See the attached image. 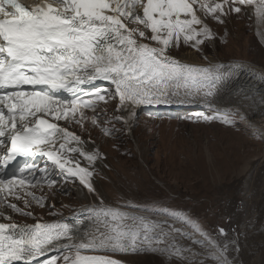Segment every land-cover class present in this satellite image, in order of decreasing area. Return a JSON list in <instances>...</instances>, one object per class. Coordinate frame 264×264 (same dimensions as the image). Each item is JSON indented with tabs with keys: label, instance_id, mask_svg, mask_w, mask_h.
<instances>
[{
	"label": "snow or ice",
	"instance_id": "6c2138e0",
	"mask_svg": "<svg viewBox=\"0 0 264 264\" xmlns=\"http://www.w3.org/2000/svg\"><path fill=\"white\" fill-rule=\"evenodd\" d=\"M248 8L254 10L258 29L264 26V0H36L32 6L0 0V194L7 190L25 208L32 202L43 208L46 197L27 189L51 190L57 184L52 177L59 176L64 183L78 181L99 201L86 210L92 230L63 220L0 223V264H39L50 252L54 254L43 264H122L109 255H82V250L152 253L169 264H193L187 255L191 249L179 244L178 237L201 247L207 243L215 249L209 258L216 264H235L227 256L229 243L221 246L199 228L205 240H194L176 227L191 225L179 213L165 210L166 218L158 220L147 207L139 210L149 215L105 207L91 179L95 162L104 157L84 147L94 143L91 138L84 141L59 122L75 124L81 132L88 124L111 137L123 131L116 124L133 127L141 110L160 119L162 114L151 109L161 106L200 105L209 114L197 113L193 122L228 126L237 117L248 119L245 108L264 113V90L226 91L234 76L248 70L242 63L192 65L171 52L181 42L202 52V45L215 41L208 17L222 24V17ZM257 79L264 82V75ZM111 101L118 114H97L101 102ZM252 135L264 140L255 129ZM77 154L87 166H81ZM3 208L33 216L7 203V197L0 199V217L11 220ZM219 232L227 235L223 228Z\"/></svg>",
	"mask_w": 264,
	"mask_h": 264
},
{
	"label": "rangeland",
	"instance_id": "374dc122",
	"mask_svg": "<svg viewBox=\"0 0 264 264\" xmlns=\"http://www.w3.org/2000/svg\"><path fill=\"white\" fill-rule=\"evenodd\" d=\"M229 17L233 19L234 23L233 21L228 22ZM236 18H240L242 22H236ZM222 19L224 23L220 26L217 25L218 22L211 17L209 18L211 25L215 29V41L212 44L206 43L202 45L206 54H214L213 51L216 50L218 57H221V59H230L233 55L242 57L245 52H247V58L250 59L253 56L259 58L258 55H262L260 52L262 50L258 48L262 43L259 40H257L258 45L254 43L256 40L251 33L252 29L250 31L248 26L250 24L248 12L244 10L241 14L233 13L227 17H222ZM225 33L227 34L225 35ZM236 36L241 37L239 44L233 41ZM221 38H223L224 42H221ZM245 39L254 40L253 43L251 42L252 46H248L246 49L242 46ZM247 60L249 63L254 64L252 60ZM138 131L139 129L134 131V133ZM133 136V138L124 136L123 138L118 137L117 140L104 139L101 141L97 150L104 158L102 159V167H96L95 169V174L98 176V181L96 182L103 184L106 197H108L109 201H114L121 209L139 210L150 204H144V202L153 201L155 204L152 203L150 207L153 210L152 216L156 215L155 208L160 205L161 201H163L162 204H167L171 207V204H180L181 196H186V199L189 197L194 198L195 200L196 197L201 196L197 202H206L208 205L211 203L212 200L205 198L204 201L202 196L205 195L202 193V185L207 186L210 184V180L215 175V173L208 175L210 172L207 171L208 167L205 163V158L208 154L220 157L223 152H229L228 148L231 144H236L237 150L242 155H253L259 152L261 148L247 142L246 140L249 136L242 132L236 123L234 126L226 128L221 125L200 128L180 126L172 130L166 127L159 136L149 135L145 140H142L144 138L143 135L140 137L138 133L137 135L133 134ZM134 139L137 140V144L142 151L141 156L139 151H136ZM230 159L233 160L234 158ZM145 165L148 166L149 170H147ZM138 170L140 171L138 172ZM164 190L172 194L174 198H168ZM76 193L77 191H71L67 198L58 200L57 203L62 208L55 212L67 213L71 209L80 207L82 202L77 200ZM172 200H174V203ZM132 203L133 206H142H139V209L137 207H126V205ZM171 212L180 214L182 211ZM206 221L204 220L203 222L205 223ZM215 231H217L216 228ZM207 234L209 233L207 232ZM251 242L254 245H259L264 242V237L257 236ZM244 249L245 246L240 247L238 250L241 256H245ZM96 254L111 255L110 257L122 263H127L133 259L129 254L122 255L117 253L116 255L102 252ZM134 255L138 261H143L144 256H149L146 253Z\"/></svg>",
	"mask_w": 264,
	"mask_h": 264
},
{
	"label": "bare ground",
	"instance_id": "6f19581e",
	"mask_svg": "<svg viewBox=\"0 0 264 264\" xmlns=\"http://www.w3.org/2000/svg\"><path fill=\"white\" fill-rule=\"evenodd\" d=\"M232 21L233 19L229 17L228 22ZM255 27L257 32L259 31L260 33H264V26L259 27V29L258 26ZM250 28L253 29V27ZM240 39V36H236L234 37L233 41H236L239 44ZM251 42L253 43L254 40L250 41L245 39L244 43H242V46L246 49L248 48V46H252ZM254 43L257 44L256 42ZM258 48H260L264 52L263 48H261L260 45L258 46ZM262 51H260L262 55H258L259 58L254 56L252 57V59L247 58V52H245V55L242 57L233 55L230 59H221V57H218L219 55L216 50L213 51L214 54H204L203 57H199L197 52L187 50L179 53L178 59L184 60L192 65H202L207 64L208 62L217 61L227 64L230 63L229 61H232L233 59H249L254 63L249 67V76H251L254 81H258L259 79H257V77L264 75V53ZM173 56L176 57V55L174 54ZM205 57H207V60H205ZM241 73L244 74L246 73V71H241ZM252 73H255L256 76H253ZM246 81L250 82L248 78H246ZM262 87H264V83ZM244 112L247 114L248 119L240 120L237 117L235 123L237 127L242 130V132H245L249 136L246 140L247 142L261 147L259 152H256L253 155H242L237 150V145L231 144L228 148L229 152H223L220 157H216L213 154L212 156L208 154L205 158V163L208 167L207 171L210 172V174L208 175H213V173H215V175L213 179L210 180V184H208L207 186L202 185V193L205 194L202 196L204 198V201L205 198L212 200L211 203L208 205V203L206 202H197L201 196L196 197V200L190 197V199H186V196H181L179 201L180 204H171V208L179 209L191 217L193 221L191 225L175 223V226L178 228H182V230L189 236H191L192 239L205 240V238L196 231V228H199L204 233H209L208 239H211L221 246H223L225 243H229L227 256L230 260L235 261V264H264V242L259 245H254L251 242V240L257 236L264 237V140L254 138L252 135L253 129L264 133V113L256 115L247 108L244 109ZM249 125H251L252 127H249ZM190 127L200 128L207 126L190 125ZM142 135L143 137H145L143 133ZM134 142L137 148L136 151H139V154L141 156L142 151L137 144V140L134 139ZM230 150L232 151V153ZM230 158L234 159L232 160ZM96 165L101 166L99 161L95 162L94 167H96ZM145 167L147 168V170H149L148 166L145 165ZM139 171L140 170H138V172ZM91 179L94 180V188L96 189V192L99 193L100 198L103 200L104 206L119 209L120 207L117 206L114 201H109L108 197H106L103 184L96 182L98 181V176L94 174ZM77 188V200L82 202V205L78 209L85 208L87 210L90 206L99 204V201L93 194H89L80 186H77ZM165 193H167L168 198H174V196L168 191H166ZM172 202L174 203V200H172ZM134 203L136 204V202ZM146 203L155 204L153 201L144 202V204ZM162 203L163 201H161L159 205L160 207H163V205H167ZM131 205H133V203ZM119 210L136 215H148L140 211H132L125 208H120ZM82 217L86 219V228L92 230L95 225L89 221L86 212L83 213L81 218ZM152 218L162 220L166 217L158 214L152 216ZM68 219L69 217L64 219V221ZM204 220L207 221L203 224L201 221ZM54 222L56 221H48L47 223ZM217 226L223 227L227 235L222 237L218 233H216L215 228ZM177 242L184 247L191 249V251L187 253V255L189 257V260L192 261L193 264H216L214 260L209 258L210 255L215 251V249L210 248L207 243H205L204 247H201L200 245L193 244L192 240L180 237L177 238ZM236 245H238V250L240 249V247L245 246V256H241L238 253ZM193 253H195L196 255H193ZM148 254L150 255L144 256L143 261H138L134 256H132L133 259L128 261L127 264H169V262L159 254ZM137 258L141 259L140 257ZM172 264H177V262L173 260Z\"/></svg>",
	"mask_w": 264,
	"mask_h": 264
}]
</instances>
